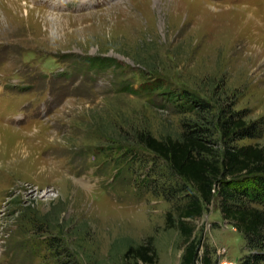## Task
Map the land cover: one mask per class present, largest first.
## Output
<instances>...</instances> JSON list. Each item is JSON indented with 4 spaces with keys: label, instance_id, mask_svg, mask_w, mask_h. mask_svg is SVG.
Here are the masks:
<instances>
[{
    "label": "rangeland",
    "instance_id": "374dc122",
    "mask_svg": "<svg viewBox=\"0 0 264 264\" xmlns=\"http://www.w3.org/2000/svg\"><path fill=\"white\" fill-rule=\"evenodd\" d=\"M156 74L152 97L124 92ZM168 87L264 118V0H0V264H146L140 247L180 264L168 216L188 198L166 197V164L139 147L191 118ZM237 143L264 148V134ZM220 209L194 235L240 264L250 251Z\"/></svg>",
    "mask_w": 264,
    "mask_h": 264
},
{
    "label": "trees",
    "instance_id": "16d2710c",
    "mask_svg": "<svg viewBox=\"0 0 264 264\" xmlns=\"http://www.w3.org/2000/svg\"><path fill=\"white\" fill-rule=\"evenodd\" d=\"M91 61L92 67L99 70L119 66L113 59ZM150 79L137 90L130 86L123 90L152 97L165 81L157 74ZM164 93L169 100L178 97L184 101V113L191 118L176 137L159 140L142 134L139 147L152 152L153 160L166 164L174 183L168 189L162 188L166 197L174 199L183 194L188 198L182 208H177V222L172 213L168 216L169 226H177L184 238L180 264H218L212 251L194 235L195 226L191 223L201 219L206 206L215 199L221 202L223 220L243 236L250 251L240 264H264V148L237 143L263 136L264 118L247 124L232 107L216 108L187 89L173 91L168 87ZM151 253L152 249L140 247L136 257L151 264L155 261Z\"/></svg>",
    "mask_w": 264,
    "mask_h": 264
},
{
    "label": "built area",
    "instance_id": "2783aa9c",
    "mask_svg": "<svg viewBox=\"0 0 264 264\" xmlns=\"http://www.w3.org/2000/svg\"><path fill=\"white\" fill-rule=\"evenodd\" d=\"M220 264H233V263H229V262H222Z\"/></svg>",
    "mask_w": 264,
    "mask_h": 264
}]
</instances>
